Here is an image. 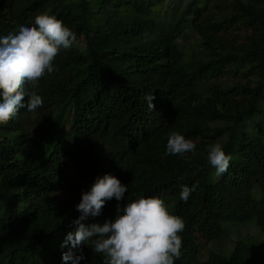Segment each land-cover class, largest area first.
Masks as SVG:
<instances>
[{
  "label": "trees",
  "instance_id": "1",
  "mask_svg": "<svg viewBox=\"0 0 264 264\" xmlns=\"http://www.w3.org/2000/svg\"><path fill=\"white\" fill-rule=\"evenodd\" d=\"M43 12L77 43L26 85L43 106L0 125V264H62L81 193L104 174L128 185L126 201L158 196L183 218L175 264H264V236L215 249L232 225L264 235V0H0V35ZM172 130L195 152L165 155ZM213 143L232 157L218 178ZM194 183L181 201L180 185ZM81 251V264H103Z\"/></svg>",
  "mask_w": 264,
  "mask_h": 264
},
{
  "label": "clouds",
  "instance_id": "2",
  "mask_svg": "<svg viewBox=\"0 0 264 264\" xmlns=\"http://www.w3.org/2000/svg\"><path fill=\"white\" fill-rule=\"evenodd\" d=\"M77 43V35L54 14L43 12L32 22H24L15 31L0 35V125L14 119L21 109L34 112L43 106L41 95L26 85H37L40 79L57 71L54 61L63 50ZM27 97V99H25ZM152 91L144 94L147 107L154 109ZM193 140L179 131L167 133L165 155L184 156L194 153ZM232 157L220 143L207 149V161L216 175L225 173ZM197 184L180 185L179 199L187 202ZM128 185L111 174L97 177L75 206L79 213L75 228L66 234L61 247L62 264H81L85 259L82 245L102 257L103 264H175L181 257L184 230L182 217L172 214L158 196H139L125 200ZM124 200L116 206L114 217L103 223L85 224L89 217L101 215L107 201Z\"/></svg>",
  "mask_w": 264,
  "mask_h": 264
},
{
  "label": "rangeland",
  "instance_id": "3",
  "mask_svg": "<svg viewBox=\"0 0 264 264\" xmlns=\"http://www.w3.org/2000/svg\"><path fill=\"white\" fill-rule=\"evenodd\" d=\"M183 1L185 0H165V3H170V4H173L174 2L175 3H178V4H181ZM237 33L238 35L241 37V35H244L242 31H233V36H237ZM238 36V37H239ZM182 135H185V130L180 132ZM215 178H218L217 175L214 176ZM255 228H257L255 226ZM253 227V224H246L244 226H240V225H232L229 227V231L226 235V237L224 238V242H217V245H215V249L216 248H221L222 250L224 251H230L231 248L233 247V240L235 239H238V238H241L242 236L239 234H243L246 236V239L247 238H258V240L260 238H263L264 235H261L259 234V231L257 229H255ZM241 230V231H239ZM245 236H243V238H245ZM206 255H204V258H205Z\"/></svg>",
  "mask_w": 264,
  "mask_h": 264
}]
</instances>
